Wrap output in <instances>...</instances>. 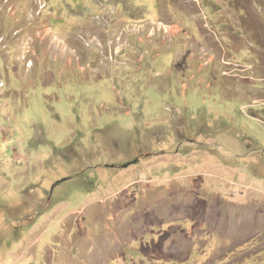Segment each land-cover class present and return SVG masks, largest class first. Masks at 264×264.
Segmentation results:
<instances>
[{
	"label": "rangeland",
	"instance_id": "obj_1",
	"mask_svg": "<svg viewBox=\"0 0 264 264\" xmlns=\"http://www.w3.org/2000/svg\"><path fill=\"white\" fill-rule=\"evenodd\" d=\"M98 259L264 264V0H0V264Z\"/></svg>",
	"mask_w": 264,
	"mask_h": 264
},
{
	"label": "crops",
	"instance_id": "obj_2",
	"mask_svg": "<svg viewBox=\"0 0 264 264\" xmlns=\"http://www.w3.org/2000/svg\"><path fill=\"white\" fill-rule=\"evenodd\" d=\"M107 245H109L108 243H107ZM170 249H171V252H169V253H179V250H178V246L177 245H175V246H173V245H170ZM98 264H104V262L102 261V260H100V259H98Z\"/></svg>",
	"mask_w": 264,
	"mask_h": 264
},
{
	"label": "water",
	"instance_id": "obj_3",
	"mask_svg": "<svg viewBox=\"0 0 264 264\" xmlns=\"http://www.w3.org/2000/svg\"><path fill=\"white\" fill-rule=\"evenodd\" d=\"M60 183V181H57L54 186H57Z\"/></svg>",
	"mask_w": 264,
	"mask_h": 264
}]
</instances>
